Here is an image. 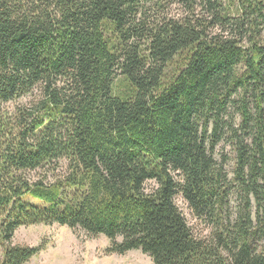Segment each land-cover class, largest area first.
Returning a JSON list of instances; mask_svg holds the SVG:
<instances>
[{
    "label": "trees",
    "instance_id": "16d2710c",
    "mask_svg": "<svg viewBox=\"0 0 264 264\" xmlns=\"http://www.w3.org/2000/svg\"><path fill=\"white\" fill-rule=\"evenodd\" d=\"M36 223L154 264H264V0H0V264L41 250L10 244Z\"/></svg>",
    "mask_w": 264,
    "mask_h": 264
},
{
    "label": "rangeland",
    "instance_id": "374dc122",
    "mask_svg": "<svg viewBox=\"0 0 264 264\" xmlns=\"http://www.w3.org/2000/svg\"><path fill=\"white\" fill-rule=\"evenodd\" d=\"M170 13L178 15L181 10L173 6ZM38 96V90L34 89L24 96L1 103V107L4 112L14 115L18 108L28 107L37 100ZM214 155L217 159L226 157L225 168L229 176H232L234 154L231 146L220 142L215 147ZM65 170L66 161H62L57 169L59 171L57 174H63ZM42 172V169H37L31 172V177L35 178ZM51 180L52 177L49 175L47 182ZM153 185L152 181L146 183L147 188H151ZM175 203L196 236L205 238L210 236L211 227L192 213L187 202L180 195L175 196ZM237 204L236 197L231 196L230 209L234 214ZM10 244L40 245L42 247L25 264H154L151 258L140 250H130L124 254L108 253L106 248L109 245V240L104 235H89L82 230L71 229L57 223L19 226L13 232ZM1 256L2 248L0 247V258Z\"/></svg>",
    "mask_w": 264,
    "mask_h": 264
}]
</instances>
